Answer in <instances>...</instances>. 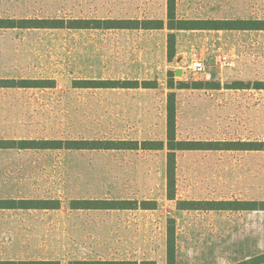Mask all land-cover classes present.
<instances>
[{"label": "rangeland", "instance_id": "obj_1", "mask_svg": "<svg viewBox=\"0 0 264 264\" xmlns=\"http://www.w3.org/2000/svg\"><path fill=\"white\" fill-rule=\"evenodd\" d=\"M194 1L205 13L221 14L188 16L181 5L179 19L264 20V0L245 8L235 0L221 1L220 8L218 1ZM194 1H184L191 13ZM153 3V16L163 19V0H0V19L143 20L151 19ZM170 33L176 35L173 59ZM194 58L205 61L206 74L191 72ZM0 79L54 86L0 89V146L10 147L1 150L0 197L61 205L0 211V261L168 264L171 226L175 264H236L264 254V151L178 152L177 200L257 207L179 211L168 199L166 147L40 148L72 140L166 144L171 93L178 140L264 143V90L254 89L264 83V31L0 29ZM83 81H139L151 88H78ZM197 83L209 89H179ZM77 201H135L140 208L73 210ZM145 202L157 208L143 210Z\"/></svg>", "mask_w": 264, "mask_h": 264}, {"label": "trees", "instance_id": "obj_2", "mask_svg": "<svg viewBox=\"0 0 264 264\" xmlns=\"http://www.w3.org/2000/svg\"><path fill=\"white\" fill-rule=\"evenodd\" d=\"M167 27L171 32L174 31H196V30H214V31H264V20H186L177 17V0H168L167 11ZM75 29V30H127V31H161L165 29V23L161 20H4L0 19V29ZM176 52V35L170 33L168 35V57L173 59ZM50 84V85H48ZM51 83L44 81L29 80H9L0 79V89H43L53 88ZM151 88L148 85L144 87L139 81H83L78 88L86 89H139ZM216 87L214 89H218ZM170 89H174L171 85ZM179 89H209L202 83L193 86L180 87ZM256 90H264V83L254 85ZM175 93L169 96L168 107V125H167V143L163 142H112V141H45L42 149L50 150H168L167 155V186L168 199L176 202L179 211H246L257 210L256 204L253 202L241 201H186L177 200L176 193V169H177V153L193 152V151H264V143L254 142H192L180 141L177 139V124L175 118ZM25 148L29 147L27 143H21ZM50 201H33V200H6L0 201V210H59L61 205H50ZM145 204V205H144ZM141 204L143 210H155L157 204L153 202L147 205L145 202ZM140 206L135 201H77L73 203V210H137ZM175 221L171 219V224ZM175 227V226H174ZM171 226L167 237V254L168 264H175L176 252V232ZM0 264H60V262L52 261H0ZM71 264H157L153 261H75ZM236 264H264V254L247 259Z\"/></svg>", "mask_w": 264, "mask_h": 264}, {"label": "crops", "instance_id": "obj_3", "mask_svg": "<svg viewBox=\"0 0 264 264\" xmlns=\"http://www.w3.org/2000/svg\"><path fill=\"white\" fill-rule=\"evenodd\" d=\"M164 1V3H163V7H162V9H163V19H161V21H164V23H165V29L167 30L168 29V27H167V11H168V0H163ZM184 1H187V0H177V13H179V11H180V8H181V5H183L184 6V8H185V13L189 16V15H200V16H205V15H213V16H219L221 13H215V12H210V13H205L203 10H204V8H203V6L201 5V6H198V3H196L194 0V3L196 4L195 6L196 7H194V12H190V11H188V10H191V7H190V4L189 3H185V5H184ZM208 1V0H207ZM214 1H218L217 2V5H216V7L217 8H220L221 6H222V3H221V1H227V0H214ZM235 1H240V3H238V4H240V6H241V8H245L244 7V5H248L249 4V1H251V0H235ZM245 1H246V3H245ZM238 4H236L237 6H238ZM155 10V4L153 3V5H151V20H155V17L153 16L154 14V11ZM186 14H183V15H186ZM233 15H237V16H242V15H244L243 14V12L241 11V12H239V13H236V14H233ZM189 20H214V21H219V20H250V19H238V18H227V19H222V18H219V19H204V18H202V19H189ZM164 29V30H165ZM152 31V30H151ZM154 31H156V30H154ZM196 31H202V32H224V31H214V30H196ZM174 32H176V31H174ZM179 32H183V31H179ZM3 148H5V149H3ZM8 149H10V147L9 148H6V147H1L0 146V156L3 154L2 153V151L1 150H8ZM8 169L10 170L11 168H10V164H9V166H8ZM5 197H0V201H6V200H13V199H11V198H9V196L7 197L6 195H4ZM0 211H7V210H0Z\"/></svg>", "mask_w": 264, "mask_h": 264}, {"label": "built area", "instance_id": "obj_4", "mask_svg": "<svg viewBox=\"0 0 264 264\" xmlns=\"http://www.w3.org/2000/svg\"><path fill=\"white\" fill-rule=\"evenodd\" d=\"M221 62L224 64L229 63V58L227 56L222 57ZM189 69L195 75H204L207 72V67L205 61L202 58H194L190 61Z\"/></svg>", "mask_w": 264, "mask_h": 264}, {"label": "water", "instance_id": "obj_5", "mask_svg": "<svg viewBox=\"0 0 264 264\" xmlns=\"http://www.w3.org/2000/svg\"><path fill=\"white\" fill-rule=\"evenodd\" d=\"M181 73H180V71H177V75H180Z\"/></svg>", "mask_w": 264, "mask_h": 264}]
</instances>
